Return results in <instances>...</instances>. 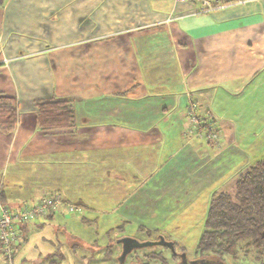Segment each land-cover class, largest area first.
<instances>
[{
    "label": "crops",
    "instance_id": "obj_1",
    "mask_svg": "<svg viewBox=\"0 0 264 264\" xmlns=\"http://www.w3.org/2000/svg\"><path fill=\"white\" fill-rule=\"evenodd\" d=\"M199 7L176 0L0 3V93L18 110L15 130L0 133V192L11 211L55 193L81 205L87 191H101L102 179L117 196L124 190L112 174L159 170L138 193L153 199L155 186L172 184L194 199L217 184L211 197L264 157V0L207 14H197ZM52 97L72 99L73 130L38 129L34 103ZM189 109L214 120V151L187 141L186 128L204 133ZM57 214L15 223L11 264L28 224Z\"/></svg>",
    "mask_w": 264,
    "mask_h": 264
},
{
    "label": "rangeland",
    "instance_id": "obj_2",
    "mask_svg": "<svg viewBox=\"0 0 264 264\" xmlns=\"http://www.w3.org/2000/svg\"><path fill=\"white\" fill-rule=\"evenodd\" d=\"M184 134L187 141L199 143L211 151L218 144L208 142L205 133L199 134L194 126L186 128ZM152 172L149 175H141L139 172L112 174V182L121 187L123 193L116 196L113 194L114 189L103 184L102 179L101 191H87L83 195L87 197L83 199V204H79L78 212H63L53 220H34L28 224L30 229L23 235L12 264H111L112 259L117 258L121 246L109 248L111 252L106 255L107 245L113 243L115 237H118L115 243L127 236H139L142 239L143 236L136 233L138 226L160 230L165 240L178 243L176 251L180 246L184 247L188 260L194 261L209 194L218 185L204 187L206 189L203 188L194 199L185 195L184 189L178 190V185L173 187L168 184L161 189L155 186L151 191L154 198L148 199L144 196L146 194L141 195L135 188L141 185L147 188L148 184L157 181V176H154L157 171ZM142 196L144 199H141ZM134 251H163L169 263L173 264L170 255L172 251L163 244L139 246Z\"/></svg>",
    "mask_w": 264,
    "mask_h": 264
},
{
    "label": "trees",
    "instance_id": "obj_3",
    "mask_svg": "<svg viewBox=\"0 0 264 264\" xmlns=\"http://www.w3.org/2000/svg\"><path fill=\"white\" fill-rule=\"evenodd\" d=\"M34 107L35 121L40 131L64 132L75 128V109L71 98L52 97L49 100H39L34 103ZM17 117V101L0 93V133L13 132L17 126ZM200 121L208 127L215 126L211 117H204ZM203 123L196 122L193 125L198 127ZM2 199L0 192V200L4 204ZM204 219L203 231L197 240L192 262L188 260L184 247L179 245V250L176 251L178 243L165 240L163 232L156 228L138 226L136 233L143 238H132L137 242L163 238L166 248L171 243L170 255L173 264H183L182 255H185L187 264H264V157L249 165L230 189L211 194ZM116 239L118 237L107 245L106 255L111 252L109 248L121 246L117 258L112 259L111 264H119L122 252L120 239L115 243ZM135 249L125 255L122 264H170L163 251L138 253Z\"/></svg>",
    "mask_w": 264,
    "mask_h": 264
},
{
    "label": "built area",
    "instance_id": "obj_4",
    "mask_svg": "<svg viewBox=\"0 0 264 264\" xmlns=\"http://www.w3.org/2000/svg\"><path fill=\"white\" fill-rule=\"evenodd\" d=\"M179 2L190 1L192 3H199V13H210L215 10H222L225 7L233 5H245L250 0H176ZM186 114L191 120L192 124L200 121V118L193 113V109H189ZM202 126V127H201ZM198 126V130L205 133L208 142L216 144L219 141L218 131L216 125L214 127H208V125ZM206 127V129H205ZM201 134V133H200ZM79 205L70 201H65L61 194L55 193L51 196H43L38 199L32 206H27L19 210L10 211L5 204L0 200V252L7 260L8 264H11L10 259L13 254V243L17 240L15 223L31 222L37 217L44 216L46 213H67L78 212Z\"/></svg>",
    "mask_w": 264,
    "mask_h": 264
},
{
    "label": "water",
    "instance_id": "obj_5",
    "mask_svg": "<svg viewBox=\"0 0 264 264\" xmlns=\"http://www.w3.org/2000/svg\"><path fill=\"white\" fill-rule=\"evenodd\" d=\"M119 242H121L122 245V252L119 256V264H122L123 260L125 259V255L130 252L133 248L139 247V246H150V245H162L164 244V240L163 238H161L160 240H150V241H143V242H137L134 238L132 237H123L119 240ZM167 246H169V248H172V244L169 243L167 244ZM182 263L183 264H187L186 263V259H185V255H182Z\"/></svg>",
    "mask_w": 264,
    "mask_h": 264
}]
</instances>
